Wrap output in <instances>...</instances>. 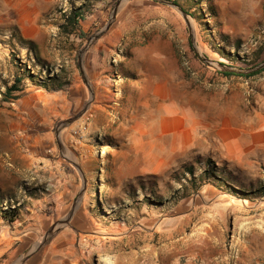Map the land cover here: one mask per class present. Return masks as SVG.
Instances as JSON below:
<instances>
[{"label": "rangeland", "instance_id": "obj_1", "mask_svg": "<svg viewBox=\"0 0 264 264\" xmlns=\"http://www.w3.org/2000/svg\"><path fill=\"white\" fill-rule=\"evenodd\" d=\"M170 1L194 43L153 0H0V264L42 250L83 189L45 243L70 229L82 264L137 249L149 264L264 260V72L219 67L264 63V0ZM102 32L83 58L91 94L79 61ZM63 176L77 185L66 202Z\"/></svg>", "mask_w": 264, "mask_h": 264}, {"label": "crops", "instance_id": "obj_2", "mask_svg": "<svg viewBox=\"0 0 264 264\" xmlns=\"http://www.w3.org/2000/svg\"><path fill=\"white\" fill-rule=\"evenodd\" d=\"M224 140L225 139L219 138V140L216 139V142L225 143ZM232 147L239 148V144L235 143V141L232 140ZM232 159L234 160V157H232ZM62 182L64 183V185L61 186L63 192L60 194L59 198H63L64 202H66L75 193L77 189V185L75 179L72 176H67V177L63 176ZM60 236H61L59 237L60 242L43 245L42 250L28 256L20 264H82L79 260L70 259L69 247L72 243L71 241H73V238L74 240H76L75 239L76 237L72 233V231L70 229L65 230ZM128 253L129 252H126V254H122L119 261H112V263L113 264H149L144 261L143 255L140 254V251L138 249L134 252L135 254L134 253L128 254ZM185 264H199V263H197L195 260H190L187 261ZM261 264H264V260L261 262Z\"/></svg>", "mask_w": 264, "mask_h": 264}, {"label": "water", "instance_id": "obj_3", "mask_svg": "<svg viewBox=\"0 0 264 264\" xmlns=\"http://www.w3.org/2000/svg\"><path fill=\"white\" fill-rule=\"evenodd\" d=\"M129 1V0H127ZM153 1H156L157 3H160V4H163V5H166V6H169V7H172L174 9H176L185 19L188 27H189V30H190V35H191V40L192 42L194 43V35H193V30L191 28V24H190V20H189V15L188 13L180 6L176 5L173 1H170V0H153ZM118 12V6L117 8L114 10V13H113V17H112V21L113 22L116 18V14ZM111 22L109 23L108 27L106 29H109L110 26H111ZM103 34L100 33L99 35L95 36L90 42L89 44L85 47V49L83 50L82 52V55L80 57V61H79V65H80V70H81V73H82V76H83V81L85 83V85L87 86V88L89 89L90 93L92 94L93 91H92V86H91V83L86 75V72L83 68V58H84V55L85 53L87 52L88 48L90 47V44L92 42H94L95 40H97V38L99 36H101ZM194 49L196 51L197 54H199L198 50L196 49V47L194 46ZM200 56V55H199ZM200 59L208 64L209 66H212V67H215L214 63L212 61H210L209 59L207 58H204V57H201L200 56ZM219 67L222 68V70L225 72V73H232V74H236V75H245V76H248V75H252L254 73H257V72H260L262 70H264V63L255 67L254 69H251V70H240V69H235V68H232V67H229V66H225V65H222V64H219ZM72 122V121H71ZM74 167H76V169H78L80 171V168L77 164L73 163ZM83 194H84V189L83 191L80 193V195L78 196L77 200L75 201L74 203V206H73V209L70 213V215L65 219V220H62L58 223H56L47 233L46 235L42 238V240L40 241L39 245H38V248H40L42 245H44L60 228L64 227V226H68L70 225V222H71V219L76 211V208L78 206V203L80 202V200L82 199L83 197Z\"/></svg>", "mask_w": 264, "mask_h": 264}, {"label": "trees", "instance_id": "obj_4", "mask_svg": "<svg viewBox=\"0 0 264 264\" xmlns=\"http://www.w3.org/2000/svg\"><path fill=\"white\" fill-rule=\"evenodd\" d=\"M173 2L176 5L180 6L176 1H173ZM85 6H86V4H84V5H82L81 7H78V8H76V7L73 8L72 11H71V13L66 16V25L63 28L64 30H66L65 31L66 33H68V34L69 33H72L73 30L76 31L79 28L80 22L82 20H84V18L86 16ZM180 7H182L185 10V8L183 6H180ZM69 27H71L72 29L70 30ZM67 30H69V31H67ZM263 72H264V70H262L260 72H257V73H254V74L249 75V76L236 75V74H232V73H222V75L225 76V77L252 78V77H255V76L260 75ZM30 76L33 77L32 75H30ZM20 83H21V81H18L17 84H15L12 88L8 89V91H7L6 94H11L12 93V96H13L14 93L21 92V90L19 89V84ZM60 90H63V89H60ZM16 100H19V97H16ZM209 165H211V164H209ZM69 170H70V173H75V170L73 168H70ZM186 172L188 174L192 175L193 178L195 179V173H194L195 171H194V168L193 167H186ZM209 174H210V171H207V173L205 172V175L203 177H208ZM260 191H262V190L260 189L258 192H260ZM6 215L8 216V218L11 221H15L17 219V217H18V211H17V209H10V211L6 212ZM47 244H49V243H47Z\"/></svg>", "mask_w": 264, "mask_h": 264}]
</instances>
